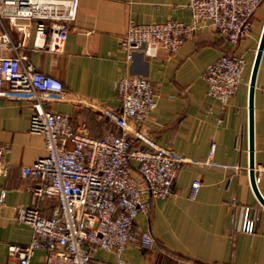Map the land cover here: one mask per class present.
I'll return each instance as SVG.
<instances>
[{"label": "crops", "instance_id": "crops-1", "mask_svg": "<svg viewBox=\"0 0 264 264\" xmlns=\"http://www.w3.org/2000/svg\"><path fill=\"white\" fill-rule=\"evenodd\" d=\"M187 0H77L74 19L54 49L33 46L34 20L5 18L12 38H21L27 59L39 70L62 80V90L51 93L45 105L67 114L72 126L83 124L89 135L117 131L102 108L118 109L115 82L123 74L146 76L153 86L154 107L137 127L151 140L170 148L181 160L173 179L175 192L162 197L140 194L147 200L132 222L134 236L118 256L93 246L87 264H264V205L248 179L247 84L264 20V0L249 17L248 31L235 42L223 40L204 22L179 46L169 51L157 46L151 55L140 49L126 58L118 45L126 21L189 19ZM10 53L8 49H4ZM222 52L244 59L236 88L221 104L206 93L201 72ZM264 38L255 69L252 103V171L264 198ZM31 104L27 98L0 94V144L9 162L0 174V264H16L7 253L10 243H26L30 223L15 218L16 206H33L49 215L52 196L38 197L26 188L37 180L21 167L45 152L43 135L27 129ZM210 141L213 149L208 155ZM131 175L139 179L134 162ZM200 184L188 196L192 178ZM256 212L254 229L235 228L243 206ZM147 230L153 240L143 247L137 234ZM46 250L34 249L29 264H44Z\"/></svg>", "mask_w": 264, "mask_h": 264}, {"label": "built area", "instance_id": "built-area-1", "mask_svg": "<svg viewBox=\"0 0 264 264\" xmlns=\"http://www.w3.org/2000/svg\"><path fill=\"white\" fill-rule=\"evenodd\" d=\"M260 0H187L189 19L126 21L118 40L128 58L140 49L151 55L157 46L175 50L204 22L229 42L246 33L249 17ZM77 0H0V94L27 98L31 113L27 129L43 135L45 152L21 167L23 174L36 178L26 188L34 195L52 196L56 204L49 215L38 206H16L15 218L30 223L28 242L10 243L7 253L16 264H29L37 247L46 250L44 264H87L93 246L112 250L117 256L134 236L132 222L147 200L140 194L162 197L175 192L173 179L181 158L170 148L157 144L137 127L154 107L150 80L139 74H123L115 82L118 109L102 108L117 127L100 136L87 134L83 124L72 126L67 114L45 105L46 97L62 90V80L37 69L22 50L21 38H12L5 18L34 20L33 46L56 48L74 19ZM8 49L10 53H6ZM244 59L240 54L222 52L207 62L201 72L206 93L223 104L238 84ZM264 94V83L261 86ZM210 141L208 155L213 149ZM0 144V174L9 162ZM139 179L131 173V162ZM200 180L192 178L188 196L196 195ZM4 192L0 193V200ZM256 212L245 205L235 228L251 232ZM153 238L147 230L137 234L146 247ZM122 263L121 257L117 258Z\"/></svg>", "mask_w": 264, "mask_h": 264}, {"label": "water", "instance_id": "water-1", "mask_svg": "<svg viewBox=\"0 0 264 264\" xmlns=\"http://www.w3.org/2000/svg\"><path fill=\"white\" fill-rule=\"evenodd\" d=\"M264 38V20L262 23V27L260 30V34L257 41V46L255 49L253 61L251 64L249 77H248V84H247V146H248V179L250 186L252 188V191L254 192L256 198L258 201L264 205V198L260 195L258 192L255 182H254V176L252 171V129H251V103H252V89H253V80H254V74L255 69L258 61V56L260 52V47L262 45V41Z\"/></svg>", "mask_w": 264, "mask_h": 264}]
</instances>
